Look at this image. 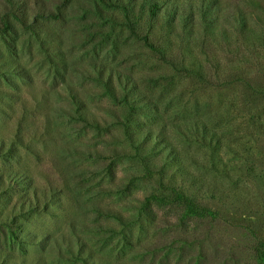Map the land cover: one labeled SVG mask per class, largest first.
Instances as JSON below:
<instances>
[{"label": "rangeland", "instance_id": "obj_1", "mask_svg": "<svg viewBox=\"0 0 264 264\" xmlns=\"http://www.w3.org/2000/svg\"><path fill=\"white\" fill-rule=\"evenodd\" d=\"M67 11L65 23L40 19L39 28L58 37L64 32L68 39L49 42L47 50L42 46L47 39L15 21L0 33V264H83L65 247L75 248L77 239L101 264H258L256 250L264 243L262 45L234 54L222 40L173 38L188 51L181 49L182 56L201 62L204 81L173 72L127 32L90 38L80 30L86 26L81 15ZM86 23L90 33L99 25ZM75 27L77 33L68 32ZM93 60L139 78L153 104L133 108L137 124L129 132L138 127L164 132L201 187L186 188L173 177L174 165L160 150L147 152L132 143L122 117L109 110L117 105L93 78ZM75 64L86 71L80 73ZM159 73L173 78L141 79ZM67 84L78 90L97 124L78 117ZM191 119L201 127L193 134L171 125ZM29 183L56 188L60 208L23 213L20 202ZM180 191L203 213H189ZM96 206L123 217L102 215Z\"/></svg>", "mask_w": 264, "mask_h": 264}, {"label": "trees", "instance_id": "obj_2", "mask_svg": "<svg viewBox=\"0 0 264 264\" xmlns=\"http://www.w3.org/2000/svg\"><path fill=\"white\" fill-rule=\"evenodd\" d=\"M52 1H55L54 4H49L46 0H0V33L9 30L12 21H15L29 29L37 38L47 39V42H42V46L46 47L44 49L47 50L49 42L56 40L63 44L68 39L64 32L62 36L58 37L56 35L59 33L52 29L39 28L40 19L65 23L68 16L67 10L70 8V12L73 11L76 16L81 15L79 22L82 21L86 26H82L80 30H87L85 35L90 38L102 39L111 33L118 36V34L127 32L128 38L141 41L148 48L151 56L155 57L158 62L160 61L159 63L171 67L173 72L194 74L204 81L207 78L201 62L182 56L183 51H185L182 49L183 43L175 45L174 39L179 38L181 42L183 39L193 43L200 37L210 44L220 43L222 40V45L234 54H239V52L247 54L254 51L256 44L262 45L260 49L264 50V0H237L234 3H229L227 7L222 5V0ZM87 19L95 25L99 23L96 26L97 30L91 33L88 31L91 26H89L90 23H86ZM76 29L77 27L69 29L68 32L77 33ZM83 33L81 32V34ZM236 46L240 49H235ZM55 47H57L55 49H61V52H64L65 48L62 46ZM111 48L114 53L118 51L117 40L112 42ZM175 49L181 55H174ZM90 63L94 73L93 78L102 86L103 91L112 99V102L117 105L116 107H109V110L115 116L122 117L123 120L121 121L125 123L126 132L130 134L129 138L134 139L132 143H141L139 146L142 145L143 150L149 148L147 152L160 150L164 159L174 165L173 172L177 175H173V177L183 181L186 188H189L187 186L201 187L200 183L195 180L193 173L179 161L177 149L165 138L164 132L139 127L136 128V133L131 134L129 132L130 127L137 124L132 114L133 108L144 105L150 107L153 104V100L146 96L140 88L137 80L139 78L118 67L111 66V63L101 60H93ZM72 67L78 69L80 73L86 71L78 64L72 65ZM172 78L173 74L169 73L141 77L143 81L151 83L161 82V80L170 82ZM65 89L69 93L78 117L85 123L97 124L95 114L82 100L78 90L68 84ZM262 95L264 96V92ZM171 125L183 135L193 134L195 129L201 128L198 120L192 119L175 124L173 122ZM138 148L141 149V147ZM24 177L25 180H30V177ZM18 180L23 182L21 179ZM171 181L174 180L170 179ZM173 183L175 185V182ZM29 186L20 202L19 209L24 210L23 213L38 210L48 212L51 209L49 205H57L60 208L58 205L61 202L55 198L54 194L56 188L39 189L32 183H29ZM174 188L176 189L175 186ZM177 196L180 197V202L184 203L189 213H203L205 210L184 192L180 191ZM95 209L102 215L113 216L117 219L123 217L121 212L114 209L99 206H96ZM66 244L67 251L81 259L83 264H101V259L88 246L86 247L82 240L77 239L75 248L71 245L72 243ZM261 244L262 247L258 248L255 254V260L258 261V264H264V243ZM115 264L138 263L116 262Z\"/></svg>", "mask_w": 264, "mask_h": 264}]
</instances>
